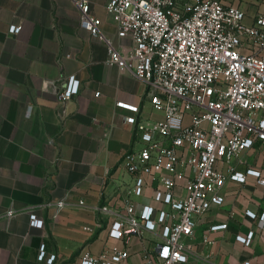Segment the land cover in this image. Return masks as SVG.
Listing matches in <instances>:
<instances>
[{
    "label": "crops",
    "instance_id": "obj_1",
    "mask_svg": "<svg viewBox=\"0 0 264 264\" xmlns=\"http://www.w3.org/2000/svg\"><path fill=\"white\" fill-rule=\"evenodd\" d=\"M90 1L102 30L119 45L109 0ZM221 1L240 7L247 24L264 6V0ZM80 18L74 0H0V264H79L84 251L98 254L113 244L130 251L122 264H142L158 239L151 232L129 241L109 237L114 217L100 207L125 211L130 200L140 210L145 199L161 206L151 199L153 187L128 193L134 177L121 160L143 145L127 119L148 124L164 113L153 107L145 82L108 62L106 43L81 27ZM11 25L21 30L12 33ZM72 76L80 81L79 93L61 102L58 93ZM229 165L245 174L264 171V141L222 168ZM222 194L224 203L198 216L194 235L185 238L190 253L183 264H264V187L247 175L244 183L228 180ZM61 199L67 205L55 217ZM32 216L43 226H31ZM224 223L227 228L211 232L214 242L207 243L205 232ZM250 232L249 245L237 240Z\"/></svg>",
    "mask_w": 264,
    "mask_h": 264
},
{
    "label": "built area",
    "instance_id": "obj_2",
    "mask_svg": "<svg viewBox=\"0 0 264 264\" xmlns=\"http://www.w3.org/2000/svg\"><path fill=\"white\" fill-rule=\"evenodd\" d=\"M74 1L81 27L106 43L108 62L145 82L153 107L164 113L162 120L148 124L134 116L127 119L140 130L143 145L125 152L121 160L134 177L128 193L153 187L151 199L161 206H152L149 199L140 210L130 200L125 211L103 205L101 211L114 217L109 237L129 241L151 232L158 239L154 251L143 253L142 264L186 263L190 245L185 238L194 235L198 216L224 203L222 189L228 180L244 183L253 175L264 187V171L248 169L245 174L233 165L222 168L256 141H264V6L255 22L247 24L240 7L221 0L182 5L178 0H109L107 10L121 39L116 45L102 30L91 1ZM20 30V25L10 27L12 33ZM247 46L249 52L244 51ZM79 90L80 81L72 76L58 99L66 102ZM66 205V199L55 203V217ZM13 214L8 211L9 217ZM30 223L43 226L34 216ZM227 226H211L204 240L212 244L211 232ZM253 235L237 240L249 245ZM45 254L43 245L41 258ZM129 256L128 248L113 244L98 254L84 251L79 264H122Z\"/></svg>",
    "mask_w": 264,
    "mask_h": 264
},
{
    "label": "rangeland",
    "instance_id": "obj_3",
    "mask_svg": "<svg viewBox=\"0 0 264 264\" xmlns=\"http://www.w3.org/2000/svg\"><path fill=\"white\" fill-rule=\"evenodd\" d=\"M186 1H188V0H186ZM186 1H185V0H183V3H185Z\"/></svg>",
    "mask_w": 264,
    "mask_h": 264
},
{
    "label": "water",
    "instance_id": "obj_4",
    "mask_svg": "<svg viewBox=\"0 0 264 264\" xmlns=\"http://www.w3.org/2000/svg\"><path fill=\"white\" fill-rule=\"evenodd\" d=\"M67 85H64V88L66 87Z\"/></svg>",
    "mask_w": 264,
    "mask_h": 264
}]
</instances>
